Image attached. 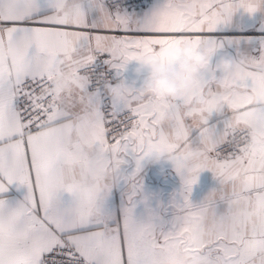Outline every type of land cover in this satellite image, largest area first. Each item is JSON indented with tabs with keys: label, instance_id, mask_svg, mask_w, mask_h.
<instances>
[{
	"label": "snow or ice",
	"instance_id": "snow-or-ice-1",
	"mask_svg": "<svg viewBox=\"0 0 264 264\" xmlns=\"http://www.w3.org/2000/svg\"><path fill=\"white\" fill-rule=\"evenodd\" d=\"M239 9L264 0H163L143 16L119 0H0V264H169L184 251L185 264H264V42L164 99L108 75L176 43L220 49L209 33ZM225 106L217 132L209 119ZM157 148L182 188L141 219ZM204 170L218 187L194 204Z\"/></svg>",
	"mask_w": 264,
	"mask_h": 264
},
{
	"label": "crops",
	"instance_id": "crops-1",
	"mask_svg": "<svg viewBox=\"0 0 264 264\" xmlns=\"http://www.w3.org/2000/svg\"><path fill=\"white\" fill-rule=\"evenodd\" d=\"M158 3H163V0H154V2L145 8H140L129 13H135L137 16H143L145 12L149 11L153 6ZM214 39L221 41L224 46L216 50L207 59V64L200 67L196 72L191 71V65L188 70H182L178 63L173 61L167 53L180 47L188 46L194 50L202 51L208 45L194 46L191 43L181 42L173 45L161 47L158 52L150 53L145 56H152L157 63L163 64L167 69L166 75L169 77H186L188 85L191 82V77L198 74L202 69L206 68L209 61L212 65L218 63L220 71L225 72L220 67V61L225 58H231L233 60L238 59L240 56L258 55V49L262 42H264V11H257L256 13L249 15L243 9L237 10L231 21L228 24L218 25L217 29L212 33H209ZM234 69L233 71H235ZM149 67L140 61L132 60L128 62L120 75H117L114 81V85L121 81L134 88H142L145 94L154 95L146 91V83L149 76ZM232 71V72H233ZM217 75H220L218 72ZM158 97V96H156ZM159 98V97H158ZM231 112L227 108L216 113L214 112L209 119V126L214 127L217 132L223 129V122L230 116ZM198 137V130L193 129L191 132V138L195 140ZM129 170H131L129 168ZM143 181V194L147 197V201L139 202L135 209L138 218H144L154 216L159 212H163V207L167 206L173 197V194H178L182 188V181L180 176L176 173L172 160L161 159L157 162H151L149 158L144 162L143 170L141 173ZM123 184L113 189L107 203L110 206H118L121 202V193L123 191ZM218 187V182L209 170L202 171L197 179V183L192 186V192L190 199L194 204H198L204 201L205 197L209 193ZM23 187L17 188L13 186L10 195L14 198H22L25 193ZM67 199V194L64 196ZM140 200V197L137 198ZM232 205L234 207L239 206V202L233 200ZM243 215V212H239ZM167 218V217H166ZM169 248H179L178 238L170 240L168 244ZM188 256L186 251L182 252L180 256L175 257L169 261L175 259H183L184 264Z\"/></svg>",
	"mask_w": 264,
	"mask_h": 264
},
{
	"label": "clouds",
	"instance_id": "clouds-1",
	"mask_svg": "<svg viewBox=\"0 0 264 264\" xmlns=\"http://www.w3.org/2000/svg\"><path fill=\"white\" fill-rule=\"evenodd\" d=\"M216 49L214 47H205L202 51H197L191 47L184 46L176 48L167 53V55L178 63L182 70H188L191 65V71L194 73L200 67L207 64V59ZM142 62L149 67V76L146 83V91L153 93L161 99L176 96L182 90L188 87L186 77H169L166 75L167 69L163 64L157 63L152 56L142 57ZM220 67L225 72H232L240 67V62L231 58H225L220 61ZM148 158L151 162H157L161 159L172 160L170 152L161 149H152ZM142 195H144L142 193ZM172 264H184L183 259H175Z\"/></svg>",
	"mask_w": 264,
	"mask_h": 264
},
{
	"label": "built area",
	"instance_id": "built-area-1",
	"mask_svg": "<svg viewBox=\"0 0 264 264\" xmlns=\"http://www.w3.org/2000/svg\"><path fill=\"white\" fill-rule=\"evenodd\" d=\"M119 2L122 8L126 9L128 12H132L150 6L154 0H119ZM108 75L109 77H113L112 82L117 76L114 70H108Z\"/></svg>",
	"mask_w": 264,
	"mask_h": 264
}]
</instances>
